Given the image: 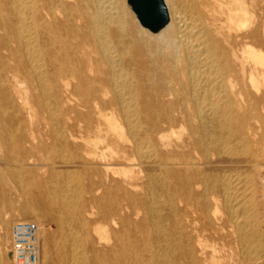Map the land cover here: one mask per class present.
Returning <instances> with one entry per match:
<instances>
[{
  "label": "bare ground",
  "instance_id": "bare-ground-1",
  "mask_svg": "<svg viewBox=\"0 0 264 264\" xmlns=\"http://www.w3.org/2000/svg\"><path fill=\"white\" fill-rule=\"evenodd\" d=\"M121 1L0 0V150L56 264H262L264 0H164L157 32Z\"/></svg>",
  "mask_w": 264,
  "mask_h": 264
},
{
  "label": "rangeland",
  "instance_id": "rangeland-1",
  "mask_svg": "<svg viewBox=\"0 0 264 264\" xmlns=\"http://www.w3.org/2000/svg\"><path fill=\"white\" fill-rule=\"evenodd\" d=\"M121 2H122L121 4L123 5L124 3L123 0ZM4 151H5L4 149L0 150V167H1L0 168V175H1L0 176V200L2 199V195L4 194L8 197L10 204L3 205L2 203H0V235L4 234L3 245L0 239V264H11L12 226L15 222L21 221V219H25V218H30L31 220L33 218L39 219V222L37 223L40 226L41 240H42L41 264H44V263L45 264H56V255L54 252L53 241H52V232L56 229L54 214L52 210L50 209V207L48 206V204L40 196H38L35 190H32V189L28 190L26 188L25 192L21 191L20 189L21 186H19L18 182L15 180V178L12 177V175L8 171L10 165H8L5 162L4 153H3ZM1 177L5 179H2ZM25 186L26 184L24 185V187ZM4 190H5V193H4ZM30 198L34 200V203H35L34 210H32V212L30 213L31 215L29 214V216L28 215L25 216L22 213V207L23 205H28L31 203ZM30 216H32L33 218ZM3 222L5 223V227L2 225L4 224ZM78 228H75V230L77 229L78 233L80 232L79 233L80 236L82 237L83 235H85L83 236V243L85 244L82 245L81 247L79 246L78 249L76 248L74 249V246H72V248L68 247L67 252L69 253L72 250V252H75L76 254V252L78 251V254L81 255V259L84 258L86 261L91 260L92 256L90 253V234H92L91 233L92 230L91 228H89L90 233L87 234L86 231L84 232L82 228H79V229ZM75 230L72 229L71 231L75 232ZM65 231L66 232L64 233L66 234L67 230L65 229ZM262 240L264 244V233L262 235ZM46 243H48V248L50 251V259L44 262L42 258V254H43L44 247H46ZM224 255L227 257L231 256V251L229 250V247L227 248ZM263 258H264V249H263ZM262 264H264V261Z\"/></svg>",
  "mask_w": 264,
  "mask_h": 264
},
{
  "label": "built area",
  "instance_id": "built-area-1",
  "mask_svg": "<svg viewBox=\"0 0 264 264\" xmlns=\"http://www.w3.org/2000/svg\"><path fill=\"white\" fill-rule=\"evenodd\" d=\"M11 264H41L40 226L31 220L17 221L11 231Z\"/></svg>",
  "mask_w": 264,
  "mask_h": 264
},
{
  "label": "water",
  "instance_id": "water-1",
  "mask_svg": "<svg viewBox=\"0 0 264 264\" xmlns=\"http://www.w3.org/2000/svg\"><path fill=\"white\" fill-rule=\"evenodd\" d=\"M142 26L159 31L169 21L164 0H127Z\"/></svg>",
  "mask_w": 264,
  "mask_h": 264
}]
</instances>
